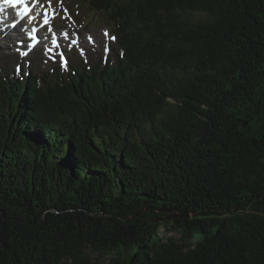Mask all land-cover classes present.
Returning a JSON list of instances; mask_svg holds the SVG:
<instances>
[{
	"label": "trees",
	"instance_id": "obj_1",
	"mask_svg": "<svg viewBox=\"0 0 264 264\" xmlns=\"http://www.w3.org/2000/svg\"><path fill=\"white\" fill-rule=\"evenodd\" d=\"M84 1L117 60L0 75V264H264V0Z\"/></svg>",
	"mask_w": 264,
	"mask_h": 264
},
{
	"label": "rangeland",
	"instance_id": "obj_2",
	"mask_svg": "<svg viewBox=\"0 0 264 264\" xmlns=\"http://www.w3.org/2000/svg\"><path fill=\"white\" fill-rule=\"evenodd\" d=\"M56 4H60L61 2H65L66 8L70 10L71 16L74 19L75 23V30L80 31V33H84L82 42L86 43V49L83 53L85 57L79 54V51L71 52V64L73 66L78 65V68H82L83 65L92 66L93 63L102 61L101 63H105L107 60H117L118 53L121 52L120 42L118 39V35H116V31L114 30V24L109 22L105 17L101 16L100 13L93 12L88 8L87 3L84 0H55ZM199 19H205V14H197L196 16ZM62 20V17H60ZM70 20L61 26H58L61 31L64 32L69 31L68 29L71 28L69 26ZM73 26V25H72ZM108 30L112 35H116V41H113L111 44L110 53H106L104 51L105 46V37L104 31ZM112 29V30H111ZM113 32V33H112ZM90 34L98 40L97 46H91L87 42V35ZM119 43V44H118ZM118 44V45H117ZM49 45V41H48ZM17 40L13 39L12 41H7V39H3L0 43V75L7 76L9 74L11 77L19 76V71L16 69V65L24 64L25 69L32 70L37 72L41 76H45V74L49 75L51 78H56L57 75H67L70 69L73 66L71 64L66 67H62L60 63L54 64L52 61H46L42 59L45 56L44 48H39L36 52L33 53L31 56V64L28 60H23V58H18L17 54L15 53L14 49L17 47ZM86 51L87 54L86 55ZM15 54L16 58L14 62L10 61V54ZM58 68V69H57ZM25 72V75L28 71L22 69ZM178 233L176 231L173 232H164L162 236L166 238L167 236H177Z\"/></svg>",
	"mask_w": 264,
	"mask_h": 264
},
{
	"label": "snow or ice",
	"instance_id": "obj_3",
	"mask_svg": "<svg viewBox=\"0 0 264 264\" xmlns=\"http://www.w3.org/2000/svg\"><path fill=\"white\" fill-rule=\"evenodd\" d=\"M37 0H33L32 6H29V0H2V4L4 7L12 8L16 10V16H19L21 19H23L26 16H29L32 12L33 8L36 6ZM4 8L0 7V11H3ZM34 18V17H30ZM44 23H49V18L47 14L44 16ZM15 26V25H13ZM26 55L27 53H23Z\"/></svg>",
	"mask_w": 264,
	"mask_h": 264
},
{
	"label": "bare ground",
	"instance_id": "obj_4",
	"mask_svg": "<svg viewBox=\"0 0 264 264\" xmlns=\"http://www.w3.org/2000/svg\"><path fill=\"white\" fill-rule=\"evenodd\" d=\"M40 19V17L38 18V20ZM120 19V18H119ZM110 22V21H109ZM113 28H114V26H113ZM115 29V28H114ZM112 30V29H111ZM113 33V32H112ZM16 35H21V32H16ZM122 37V36H121ZM126 38V37H125ZM118 40V39H117ZM70 41H76V40H70ZM122 42V41H121ZM132 43V42H131ZM119 44V43H118ZM117 44V45H118ZM128 47V46H127ZM80 50H82V52L84 53L85 52V48H84V46L82 45V43H80ZM130 48H131V46H130ZM132 49V48H131ZM131 51V50H130ZM11 55V57H13V58H17L16 57V55L15 54H10ZM128 56V55H127ZM96 64V63H95ZM103 65V64H102Z\"/></svg>",
	"mask_w": 264,
	"mask_h": 264
},
{
	"label": "water",
	"instance_id": "obj_5",
	"mask_svg": "<svg viewBox=\"0 0 264 264\" xmlns=\"http://www.w3.org/2000/svg\"><path fill=\"white\" fill-rule=\"evenodd\" d=\"M178 215H180V216H187L188 214L187 213H183V214H178ZM175 216H177V215H174V216H172V217H175ZM171 217V216H170Z\"/></svg>",
	"mask_w": 264,
	"mask_h": 264
}]
</instances>
